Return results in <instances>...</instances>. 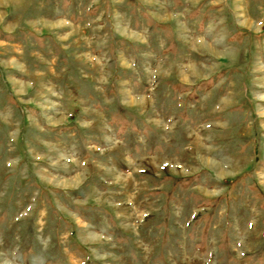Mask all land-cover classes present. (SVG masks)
<instances>
[{
  "label": "rangeland",
  "instance_id": "obj_1",
  "mask_svg": "<svg viewBox=\"0 0 264 264\" xmlns=\"http://www.w3.org/2000/svg\"><path fill=\"white\" fill-rule=\"evenodd\" d=\"M0 264H264V0H0Z\"/></svg>",
  "mask_w": 264,
  "mask_h": 264
},
{
  "label": "bare ground",
  "instance_id": "obj_2",
  "mask_svg": "<svg viewBox=\"0 0 264 264\" xmlns=\"http://www.w3.org/2000/svg\"><path fill=\"white\" fill-rule=\"evenodd\" d=\"M199 146V145H198ZM197 147V146H196ZM200 147V146H199ZM207 161V160H206ZM210 163H212V166H213V162H210ZM215 166H217L218 168H219V172H220V174H225L224 172V167H221V166H219V165H215ZM179 170V169H178Z\"/></svg>",
  "mask_w": 264,
  "mask_h": 264
}]
</instances>
